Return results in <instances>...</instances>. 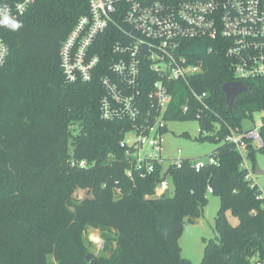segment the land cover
I'll list each match as a JSON object with an SVG mask.
<instances>
[{
	"label": "trees",
	"instance_id": "16d2710c",
	"mask_svg": "<svg viewBox=\"0 0 264 264\" xmlns=\"http://www.w3.org/2000/svg\"><path fill=\"white\" fill-rule=\"evenodd\" d=\"M87 12V0H37L22 27L7 34L9 55L0 70V264H193L182 258L178 239L202 217L207 194L220 202L217 237L205 241L199 264H264V197L257 199L242 156L226 141L242 132L243 120L264 112V79L244 82L248 92L227 107L222 86L234 81L230 60L219 51H196L203 72L191 86L209 105L201 110L185 85L172 84L161 133L170 121H198V141L219 145L211 155L217 163L195 171L181 159L180 168L169 170L173 194L153 197L159 176L130 180L120 143L134 124L153 122L158 113L146 104L135 122L102 120L99 74L70 83L60 67L61 44ZM260 134L256 149L243 139L253 171L255 155L264 153V117ZM78 190L87 197L74 199ZM87 229L103 241L89 261L94 244Z\"/></svg>",
	"mask_w": 264,
	"mask_h": 264
},
{
	"label": "built area",
	"instance_id": "2783aa9c",
	"mask_svg": "<svg viewBox=\"0 0 264 264\" xmlns=\"http://www.w3.org/2000/svg\"><path fill=\"white\" fill-rule=\"evenodd\" d=\"M36 1L0 0V70L9 55L7 34L13 31L4 25V18L21 23ZM87 4V14L61 44L60 67L70 83L91 82L99 74L102 120L135 122L140 105L155 109L153 122L145 120L142 130L134 124L120 147L127 150L126 176L133 181L135 176L158 175L153 197H160L172 185L169 170L180 168L182 162L163 156L161 130L166 127L163 115L171 92L176 90L172 84L185 85L201 110L207 108L206 94H197L191 86L203 72V60L196 52L202 49L223 53L235 82L264 79V0H87ZM192 41H197L196 47ZM183 111L188 112V106ZM260 126L226 138L242 156L241 167L248 171L245 180L251 188L256 185L243 139L261 145ZM216 163L211 155L191 160L195 171ZM71 165L87 168L86 161L72 160ZM262 197L259 192L257 199Z\"/></svg>",
	"mask_w": 264,
	"mask_h": 264
},
{
	"label": "rangeland",
	"instance_id": "374dc122",
	"mask_svg": "<svg viewBox=\"0 0 264 264\" xmlns=\"http://www.w3.org/2000/svg\"><path fill=\"white\" fill-rule=\"evenodd\" d=\"M264 112L254 113L251 118L241 122L242 131H247L261 125V119ZM167 133L162 136V146L164 147L163 156L169 159H205L213 154V151L219 146L212 142H199V123L198 121H170L167 124ZM187 134V136H183ZM254 149L261 147L250 140ZM255 167L263 172L256 175L249 163L252 181L258 188V191L264 195V153L258 152L255 155ZM169 194H173V187L170 184ZM87 197L86 191L78 190L74 194V199L81 200ZM208 203L203 210L202 217L195 224H188L179 236L178 242L181 248L182 258L190 260L193 264H199L203 258L205 241L215 239V217L220 207L219 199L211 194H207ZM232 225L237 224V220L231 215H227ZM88 239L95 245L91 248V254L94 256L102 249V239L98 231L87 229ZM101 243V245L99 244Z\"/></svg>",
	"mask_w": 264,
	"mask_h": 264
},
{
	"label": "water",
	"instance_id": "95a60500",
	"mask_svg": "<svg viewBox=\"0 0 264 264\" xmlns=\"http://www.w3.org/2000/svg\"><path fill=\"white\" fill-rule=\"evenodd\" d=\"M222 92L225 95V103H226V106L227 107H230L232 105L234 99L239 94L248 92V88L246 86H244V84H242L241 82L232 81V82L225 83L222 86ZM254 172H255L256 175L263 174V172L260 171L257 167H255ZM92 258H93V255L92 254H88L86 256V260L87 261H89Z\"/></svg>",
	"mask_w": 264,
	"mask_h": 264
},
{
	"label": "clouds",
	"instance_id": "9594fccd",
	"mask_svg": "<svg viewBox=\"0 0 264 264\" xmlns=\"http://www.w3.org/2000/svg\"><path fill=\"white\" fill-rule=\"evenodd\" d=\"M5 26L10 27L11 30L15 31L22 27V24L19 21L9 19L8 17L4 18L3 21Z\"/></svg>",
	"mask_w": 264,
	"mask_h": 264
},
{
	"label": "crops",
	"instance_id": "0c3cea01",
	"mask_svg": "<svg viewBox=\"0 0 264 264\" xmlns=\"http://www.w3.org/2000/svg\"><path fill=\"white\" fill-rule=\"evenodd\" d=\"M95 231H97V230H95ZM92 242V241H91ZM93 243V242H92ZM100 245H101V243H99ZM95 246V245H94ZM100 251V250H99ZM99 251H98V253H99ZM97 255V254H96Z\"/></svg>",
	"mask_w": 264,
	"mask_h": 264
}]
</instances>
